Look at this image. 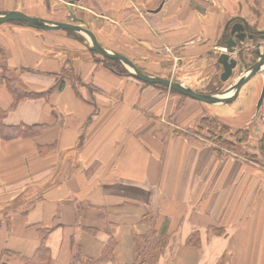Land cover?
Instances as JSON below:
<instances>
[{
	"label": "crops",
	"instance_id": "1",
	"mask_svg": "<svg viewBox=\"0 0 264 264\" xmlns=\"http://www.w3.org/2000/svg\"><path fill=\"white\" fill-rule=\"evenodd\" d=\"M69 1L0 0V12L73 22L72 11L148 74L178 59V79L197 91L234 23L264 29V0ZM70 31L0 24V73L7 66L44 93L12 110L0 84L5 121L46 125L36 137L0 138V264L6 249L33 256L45 227L51 264H71L73 239L97 257L111 235L114 261L131 264L149 217L166 237L157 264H264V102L245 113L241 88L213 104L236 133L224 136L236 148L219 154L214 142L179 132L211 116L210 103L114 72L86 34Z\"/></svg>",
	"mask_w": 264,
	"mask_h": 264
},
{
	"label": "trees",
	"instance_id": "2",
	"mask_svg": "<svg viewBox=\"0 0 264 264\" xmlns=\"http://www.w3.org/2000/svg\"><path fill=\"white\" fill-rule=\"evenodd\" d=\"M18 22V21H13ZM23 23V22H22ZM71 33V31L69 30ZM225 42V40H224ZM101 60L106 63V65L111 68L114 72L121 75H130V71L121 63L119 59L110 58L101 56ZM222 71V69H221ZM220 71V73H221ZM63 73L65 76L72 75V68H64ZM220 73H215L211 76L209 83L206 85V88L203 91L206 93H215L223 88V80L221 79ZM64 79L61 78L58 80L55 85L58 88H62L64 84ZM152 84L157 87H160L165 90H170L173 93H177L182 97H186L182 93L170 89L162 84ZM0 84H4L11 91L14 101L12 103L11 109L13 110L21 101L31 98L41 97L43 92L31 91L26 88L22 83L18 81V75L16 72L12 71L7 66L3 68V71L0 73ZM8 110H4L0 106V138L3 142L11 141L15 138L19 137H36L40 133H42L46 129V125L44 124H32L27 125L24 123L18 125H12L6 123V118L8 116ZM220 120L216 116H205L203 117L199 124L194 128H188L185 131L181 130L180 133H185V135L189 138L200 139L205 141L210 140L214 142L215 149L219 154H223L226 147L227 148H236L235 145L228 139L224 138L222 135H216V128L218 127ZM225 127V126H223ZM227 132V131H226ZM225 133V132H224ZM222 134V133H221ZM218 145V146H217ZM151 225L150 230L146 231L143 234H136L134 241V261L131 264H157L159 260V256L163 252V243L166 240V237L161 233L158 234L155 229V220L153 217H149L147 220ZM89 231L94 232L92 228H87ZM52 229L50 228H41L40 229V244L35 251L33 256H26L21 252L6 249L3 252V255L8 259L3 260L1 264H13L10 261H15L19 264H51L52 255L50 247L48 246V237ZM96 232V231H95ZM94 232V233H95ZM196 238V237H195ZM194 238V239H195ZM118 246V241L114 235H111L108 242L103 246L101 253L97 257H91L85 254L83 250V246L76 241L72 240L73 247V259L71 264H125V263H117L115 260V250Z\"/></svg>",
	"mask_w": 264,
	"mask_h": 264
},
{
	"label": "water",
	"instance_id": "3",
	"mask_svg": "<svg viewBox=\"0 0 264 264\" xmlns=\"http://www.w3.org/2000/svg\"><path fill=\"white\" fill-rule=\"evenodd\" d=\"M76 1L79 0H70L69 3L71 5L74 4ZM70 17L73 20V22L47 21L39 17L29 15L20 10H3L0 13V24L10 21H18V22H26L30 26L42 28V29H50V30L69 29V30L83 32L89 37L91 41V45L89 46L90 49L96 51L102 56L119 59L130 70V73L139 80L147 83L165 85L166 87L176 90L185 96L210 104H216L220 102L228 103L232 101L233 99L236 98L242 86L246 82H248L255 74H257L259 71L264 69V50L261 51L260 49H258L259 59H257V61H255L252 65L248 66L245 69V71L242 72V76L236 82L230 84L226 89L219 92H215V93L199 92L183 82L175 81L168 77H164L160 75H151L144 72L136 65V63L133 60L128 58L126 55L119 52L108 50L105 47H103L102 44L98 41L95 33L87 25L79 24V22H83V21L76 15V13L71 11ZM247 37L254 39V34L248 33L246 31L245 23L236 22L232 25L230 30V36L226 41L228 52H221L218 57L219 63H221L223 66V71L221 73V79L223 81L229 80L233 75L234 69L238 66V60L232 56V54L236 52V48L238 47L237 46L238 41H244ZM259 38L264 39V31L259 34ZM229 93L230 95L228 97H225V95ZM263 102H264V86L258 101V106H257L258 111L260 110V107L262 106Z\"/></svg>",
	"mask_w": 264,
	"mask_h": 264
},
{
	"label": "rangeland",
	"instance_id": "4",
	"mask_svg": "<svg viewBox=\"0 0 264 264\" xmlns=\"http://www.w3.org/2000/svg\"><path fill=\"white\" fill-rule=\"evenodd\" d=\"M250 30H251V32H254L255 34H257L258 36L261 32L264 31V29L258 30L257 28H254V27H250ZM227 36L228 37L230 36V32H228ZM258 36H256L254 39L247 37L244 41H238V45H237L238 47L236 48V52L232 54V56L238 60V66L234 69L232 77L229 80L223 82V88L219 91L226 89L230 84L236 82L242 76V72L245 71V69L248 66L252 65L255 61H257V59H259L258 49H260L261 51L264 50V39H261ZM227 39H226V41H227ZM226 41L224 42V40H223L221 43H219V45H217L216 48L214 49L215 51H217L219 53L213 54L212 59L209 58L208 63L206 65H209V63H210V67L206 69L207 71L205 74H202V76L199 77L202 80H200L197 83V86H199V90L203 91L204 85L209 83L211 76L215 73H220L221 69L223 70V66L221 63H219L218 57H219L221 52H228V48L226 46ZM173 62H174V64H173ZM173 62H172V60L167 61V63L165 64V66L167 67V71L162 76L168 77L172 80L180 81V82L184 83V80L178 79L179 72H183L182 71L183 68L180 67L181 64L183 65V63H181L179 65L178 59L174 60ZM217 66H219V67H217ZM205 67L203 69H205ZM263 70L264 69H262V71ZM184 72H186V71H184ZM263 86H264V76H263L262 72L257 73L254 77H252L248 82H246L243 85L240 93H241V97L243 96V99L241 101L244 104L242 109L246 111L245 113H248L247 111H248L249 106L251 107V108L249 107V110H250L249 113L254 111V109L257 110L258 101H259ZM204 93H206V92H204ZM209 105H212L211 106V110L213 113L212 116H216L220 120V123H219L218 127L216 128V131H212V132H216L215 133L216 135H221V136L222 135L226 136V134H228V133H232L233 135L236 134L232 131V128L229 125L224 124V121H226V119H225L226 116L219 115L220 116L219 117V116L215 115V112H221V110L216 109L215 107H217V106H213V104H209ZM223 126H225V127H223Z\"/></svg>",
	"mask_w": 264,
	"mask_h": 264
},
{
	"label": "flooded vegetation",
	"instance_id": "5",
	"mask_svg": "<svg viewBox=\"0 0 264 264\" xmlns=\"http://www.w3.org/2000/svg\"><path fill=\"white\" fill-rule=\"evenodd\" d=\"M246 31H248V33H253L254 34V38L256 37V36H258L257 34H255L254 32H251V30L249 29V28H247L246 27ZM259 37V36H258Z\"/></svg>",
	"mask_w": 264,
	"mask_h": 264
}]
</instances>
